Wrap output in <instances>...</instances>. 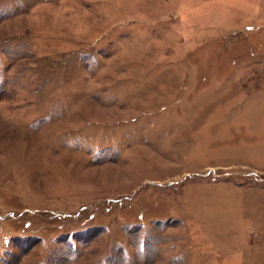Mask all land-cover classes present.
Listing matches in <instances>:
<instances>
[{
	"label": "rangeland",
	"instance_id": "374dc122",
	"mask_svg": "<svg viewBox=\"0 0 264 264\" xmlns=\"http://www.w3.org/2000/svg\"><path fill=\"white\" fill-rule=\"evenodd\" d=\"M0 264H264V0H0Z\"/></svg>",
	"mask_w": 264,
	"mask_h": 264
}]
</instances>
